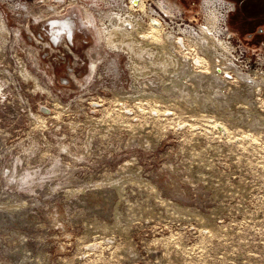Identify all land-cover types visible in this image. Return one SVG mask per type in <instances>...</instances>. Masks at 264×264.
Wrapping results in <instances>:
<instances>
[{
	"label": "rangeland",
	"instance_id": "obj_1",
	"mask_svg": "<svg viewBox=\"0 0 264 264\" xmlns=\"http://www.w3.org/2000/svg\"><path fill=\"white\" fill-rule=\"evenodd\" d=\"M202 1L181 5L195 29ZM51 3L0 1V202L20 204L0 209V264L14 247L25 264H264V90L230 76L166 91L151 68L138 80L149 90H136L85 10ZM241 16L257 46L264 15ZM68 18L72 54L50 27ZM219 89L226 103L202 99Z\"/></svg>",
	"mask_w": 264,
	"mask_h": 264
},
{
	"label": "bare ground",
	"instance_id": "obj_2",
	"mask_svg": "<svg viewBox=\"0 0 264 264\" xmlns=\"http://www.w3.org/2000/svg\"><path fill=\"white\" fill-rule=\"evenodd\" d=\"M42 1L46 2V0ZM47 1L52 2L50 4V6L52 7L51 11L56 10L58 5H65L67 6V8H69L73 4L78 5L82 9H84L85 19L90 23V25L95 27L97 32H100V37L98 39L103 38L104 45L111 51V53H114L113 56L117 55L116 57H120L121 54H124L125 57L128 59L127 69L130 73L131 78L133 77V79L135 80L132 85L135 86L134 88L136 90H149L147 88L148 86H144L146 83L140 85L138 81L139 79L149 80V75L146 73L148 72L147 70L149 68L155 69L158 72L155 77L159 79V83L157 82L158 85H156L159 86V84L161 83V85L163 86V90L166 91H173L176 87V89H179V83L187 84L188 80H186V78L188 79V77L189 79L191 77V79H193L194 81H201L202 84L207 83L208 85H210L209 79H212L215 80L216 85H219L221 83H224L225 85V83L229 81V77L227 76L228 73L233 74V80L239 79L237 76L234 75V73L232 72L233 70H235V72L241 78L240 80H238V83L239 81L241 83H249L250 81L249 84H256V86L259 88L260 81L264 82V74L260 78H258L257 76L242 73L239 69H234L232 64H229L231 63V61L228 55L226 54V52H229V48L222 35V23L220 20L221 17V19L224 20L221 8L225 3H223L222 0L204 1L206 4L205 7L207 9L208 15L205 16V18L207 17L205 23L200 25L198 29L183 28L180 25H177L176 27H173V29H170L168 31H163L164 23L166 22H164L163 16H161L163 19L157 16L158 14H160L159 11L165 13L172 21L175 22V17L177 16L176 12H180L181 8L178 7L179 10L175 9L174 12L166 7V2L164 0V3L162 0H155L156 6L153 3H147L146 0ZM10 6L12 9L16 10L28 7L23 6L20 1L16 3L11 2ZM1 16L4 19L3 14ZM82 18L83 17H81V20ZM83 24H85V22ZM55 25L58 28L57 30L62 31L60 34L57 33L55 40L57 41V37L59 38L61 36H66L65 45L69 48V51L72 54V51L74 49L73 36L75 35L74 21L70 20L69 18L66 20V23H62V21H57L56 19L50 21L51 28ZM147 40H150L152 42L154 41L153 43L155 45L153 44L152 46H149V41ZM168 46L170 48H168ZM194 46L198 47V50L193 48ZM181 47L189 49L191 51L195 50L199 54H204L205 57L208 54V58H210L211 60V65H209L208 67L209 70L202 68V62L207 58L205 59V57H202L197 54L193 58L189 57L191 59L190 60L186 54L178 53L180 52ZM170 49L172 50V52L170 51ZM63 57L64 59L63 61H61V63H65L67 61V55L63 54ZM215 57H219V63H212ZM224 59L226 61H224ZM116 63L118 62L116 61ZM91 64L93 67L95 66L93 61H91ZM195 64H197V66L194 67ZM227 64L229 65L226 66L225 69L223 66ZM161 65L163 66L161 67ZM118 69L119 65L112 69L113 75L115 71H118ZM212 69H216V72H218L221 78L215 79L211 74ZM151 72L152 71H150V73ZM205 80H207V82H205ZM189 83L188 85H190ZM184 86L186 87L185 90H188V87L186 85ZM196 87H198L197 89L195 88L196 90L200 88L199 86ZM201 87L203 88L204 85H202ZM238 88L241 87L239 86ZM207 94V96L202 97L203 100H206L207 98H212L214 94V99L219 104L226 103L225 99L228 98L227 94L222 91V89L212 90ZM191 95L193 94L191 93ZM259 121L264 124L261 119H259ZM19 206L20 204H18L17 202H3V200L2 202H0V209L5 213L12 214V216L18 211ZM1 247L3 246L1 245ZM6 248L7 250H9L8 247ZM15 251L16 249L14 247L13 251H9L8 253L4 252L12 257V261L9 258L10 261L8 259L7 262L5 261L1 264H25V260L16 261L17 259L15 258L14 254Z\"/></svg>",
	"mask_w": 264,
	"mask_h": 264
},
{
	"label": "built area",
	"instance_id": "obj_3",
	"mask_svg": "<svg viewBox=\"0 0 264 264\" xmlns=\"http://www.w3.org/2000/svg\"><path fill=\"white\" fill-rule=\"evenodd\" d=\"M155 1V0H154ZM153 1V4L156 6L155 2ZM236 9V6L233 1L231 0H225V4H223L221 11L223 15V22L221 24L222 29V35L224 37V40L227 43V46L229 48V52L226 54L228 55L231 63L233 65V68L236 70L239 69L242 73L250 74L252 76H257L260 78L264 74V40L260 42L261 39L256 40L255 43H257V46L249 45L245 41V39L236 31L231 30L228 25V18L229 15ZM160 14L157 16L161 17L163 16L164 25H168L167 21H170L174 23V25L170 28L173 29V27H176L177 25L182 26L184 28H194L190 24H186L185 21V10H181L180 12H176L175 22L172 21L165 13L162 11H159ZM253 36V35H252ZM252 36H249V38H252ZM250 41V40H249ZM254 42V41H253ZM224 61H226L224 59ZM229 64L223 66L224 68L228 66ZM245 66H244V65ZM226 69V68H225ZM235 76L240 78V76L235 72V70L232 71ZM229 74V75H228ZM227 76L231 79L233 77V74L228 73ZM236 77V78H237ZM241 79V78H240ZM250 83V81H249ZM249 83H242L245 86L250 87L251 90H264V82L260 81L259 88L256 86V84H249ZM246 90V89H245Z\"/></svg>",
	"mask_w": 264,
	"mask_h": 264
},
{
	"label": "flooded vegetation",
	"instance_id": "obj_4",
	"mask_svg": "<svg viewBox=\"0 0 264 264\" xmlns=\"http://www.w3.org/2000/svg\"><path fill=\"white\" fill-rule=\"evenodd\" d=\"M170 5H173L176 10H179L178 7L181 8V5L184 6L188 0H164ZM205 1V0H204ZM202 1V2H204ZM225 3V0H222ZM221 2V3H222ZM235 6L238 8L240 13L247 15H255L256 19L261 18L260 16L264 15V0H233ZM236 10L234 13H231L228 18V25L231 30H233L230 25V22L235 26V28H240L241 26V18Z\"/></svg>",
	"mask_w": 264,
	"mask_h": 264
},
{
	"label": "crops",
	"instance_id": "obj_5",
	"mask_svg": "<svg viewBox=\"0 0 264 264\" xmlns=\"http://www.w3.org/2000/svg\"><path fill=\"white\" fill-rule=\"evenodd\" d=\"M236 10H238L237 7H236V9H235L232 13H234ZM238 13H239L240 18H241L242 16H241V13H240L239 10H238ZM242 27H243V25H242V22H241V26H240V28H232V29L241 35V33L238 31V29H241ZM252 35H253V34H250V35H248L247 37L252 36ZM241 36H242V35H241Z\"/></svg>",
	"mask_w": 264,
	"mask_h": 264
}]
</instances>
